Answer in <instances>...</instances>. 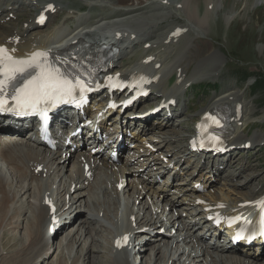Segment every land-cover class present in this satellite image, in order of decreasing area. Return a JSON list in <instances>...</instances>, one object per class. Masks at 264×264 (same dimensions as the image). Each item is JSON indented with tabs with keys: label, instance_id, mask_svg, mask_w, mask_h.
I'll use <instances>...</instances> for the list:
<instances>
[{
	"label": "bare ground",
	"instance_id": "bare-ground-1",
	"mask_svg": "<svg viewBox=\"0 0 264 264\" xmlns=\"http://www.w3.org/2000/svg\"><path fill=\"white\" fill-rule=\"evenodd\" d=\"M46 1L48 0H37L33 4V0H0V47L9 49L16 47L18 50L25 51L46 47L48 50H55L83 42L87 45V50L90 53H94L96 48L100 46L110 45L118 48V54L102 70L103 78H106L108 74L113 76L119 73L121 78L130 79L141 74L140 69H145L150 78H157V82L150 85L148 89L154 93L156 102L163 107V112L157 114L158 117L161 115V118L156 120L155 126H148L145 119L135 124V120L123 118L125 114L121 117H113L112 121L118 128L121 127L119 125L121 120H123V123L127 122V126L132 130L136 127L141 128L140 132L147 140L153 142V146L157 149L158 153L153 155V159L157 160L158 165H161L162 171L174 177L180 175L181 178H178V182H175L172 181L174 177H171L166 179L162 186H150L130 173H126L125 169H115V166L103 162L90 166L88 172L91 173V177L88 178L87 172L83 170L80 163L73 162L69 168L67 161L69 164L72 155L67 157L63 154V152H68L64 145H61L58 150L46 152L31 144L17 147L16 143H11L3 135L16 134L15 136H17L20 133L1 130V125L4 124L1 118L0 163L5 168L8 167V171L16 180L15 183L18 184L19 192H14L13 197L9 196V190L6 191L8 189V176H5L4 169L0 168V212L3 210L4 205H7L8 209L4 219H0L4 222L8 214L12 212L15 206V197L18 193L26 195L30 190L31 192L34 191L35 197L27 195V198H32L38 205H29L31 215L27 217L29 222L24 229L27 243L23 244L20 255L11 256L7 260L4 259V261L0 260V264H19L17 259L19 261L21 257L25 259L26 256H29L28 260L30 262L28 264H36L35 261L49 250L50 245L48 246V244H51L50 242L53 241L57 232L66 224L77 223L76 219H78L79 229L77 232L79 233L76 234V237L70 238L69 241L73 240L71 241L72 250L77 243L81 245V248L79 255H73L72 264L75 257L76 259L79 257L85 258L87 252H100V249L96 246L91 248L88 245L89 242L92 244V241H99L98 238H94V234H91V226H93V233L95 234L102 233L103 236V233L105 235L109 233L110 235L111 242L103 264H141L143 259L146 264H155L157 257L162 260V264H264V258H258L263 247L258 246L256 242L247 248L233 246L229 234H232L234 229L231 228L229 231L222 232L221 227L213 228L210 223L204 220L206 215L202 210L204 206L200 205L198 208H194L193 200H190L194 195L193 185L196 182H201L202 185L210 188L208 194L204 195L206 201L204 204L211 208L222 204L229 209L228 212L234 210L233 213H229L230 215L242 214L254 223L257 217V206L254 203L264 195V191L261 192L262 187L252 192L250 196H245V193L238 189L235 178L247 167L244 162L234 159L229 160L227 156V154L237 151L239 147L248 149L241 150V153L245 154L249 153V150L252 153L253 150L255 151L264 146L263 135L258 133L247 135L246 130L245 135L242 133L249 125V121L252 120L251 115L253 113L251 106H248L249 103L245 101L242 91L225 90L207 106L201 107L198 112L197 121L200 120L203 113L221 107L230 112L225 152L223 154H213L214 156L211 153L205 154L203 157L200 156L203 159L201 164L200 161L196 163L199 160L197 154L189 153L184 148L186 145L182 143V140L185 135H182L179 131L177 132L175 130L177 123L172 124L171 118H168L169 111L170 116L178 118L179 115L189 109L186 103H182L184 111L180 109V105H178L180 99L177 98L179 91H183L199 79L211 78L219 71V64L222 63L213 54L202 58L196 56L189 59L190 51L198 43L203 44V42H200V37H203L208 31L207 19L199 17L197 7L191 5L192 0H183V2L181 0L179 2L178 5L180 3L182 5L179 8L177 7L179 9L178 13L181 14V10H183L185 24L178 28L175 27L167 35V38L164 37L165 39L162 40L158 36L156 37L154 32L158 23L161 22H157V20H165L168 15L161 14L158 10L162 7L164 9L171 8V1H155L157 2L156 5H147L146 2L138 0ZM42 2H46L43 3L42 7L52 3L57 11L67 7L65 9L66 15L60 21L61 25L59 21L58 24H55L53 17L43 28L35 24L38 11L34 12L33 9L38 6V3ZM206 2L207 8L211 6L205 12L208 15L213 4ZM149 3L153 2L150 1ZM82 8L85 9L82 10ZM91 10L95 12L93 15L100 14V18L89 21L88 17L82 15L77 23L73 24V30L65 31L67 22L71 18V11L76 13L74 15L76 18L77 14ZM146 11L154 12V14L147 15ZM28 15L29 17L21 23V25L26 23L24 30L19 26L13 29L12 27L15 24H4L1 21V19L8 16L21 18ZM61 27L63 28L60 31ZM26 31L29 33L28 36L24 35ZM63 31L64 34H61ZM178 32H180L179 35ZM181 34L184 35L185 39H179ZM182 41L185 45L181 46L183 48L178 51L179 54L182 51L180 56L177 55L174 61L169 60L170 56L167 51L170 48L173 49L172 46L180 45L179 43H182ZM16 42L17 45H15ZM145 61H150V64L146 65ZM191 64L194 65V68L190 77L187 78L188 68ZM156 66L159 67L154 70ZM152 71L154 73H150ZM178 73L176 81L168 88L171 77ZM171 100H175V108L167 106V103ZM105 103L106 100L101 99L98 105L104 107ZM146 104L147 102L143 105ZM237 107L241 109V117H237ZM146 109L144 108V111H147ZM181 120L183 119H176L175 121L181 124ZM259 120L262 122L264 119ZM109 121L111 122V119ZM187 137L189 140L191 136ZM17 143L21 145L26 142L22 140ZM231 150L233 151L231 152ZM160 155L167 159L165 164L158 160ZM170 163H172L171 169L167 168ZM224 166L227 167V170L222 178L217 179V170ZM38 169L40 170L37 171ZM203 169L205 170L200 173ZM195 176H198L195 179L196 181L187 184ZM173 185L176 186L173 192L185 191L186 197L182 201L173 193L171 195L169 187ZM60 187H62V190H59ZM130 190L131 193L127 194ZM91 192L92 194H90ZM169 194L168 203H164L166 196ZM56 196L62 197L61 206H65V208L57 207L60 205L56 203ZM183 201H188V204ZM81 207H85L87 213L85 216L79 217ZM17 209L18 207L14 211H20ZM53 209H55L54 212H52ZM220 211L219 209L211 210L209 214L213 215ZM182 213L186 214L185 219L181 217ZM20 216L19 212L16 217L19 218ZM54 220L60 222L55 226L54 232L49 231V234H47L48 229L54 227L52 226ZM163 229L166 231L164 233L166 239L163 238L161 242L151 241V238L156 235L155 232L162 233ZM254 230H257L256 226ZM70 234L71 232H69L67 238L70 237ZM136 234H141L138 237L140 239H135ZM86 235L90 237L89 242L88 238H85ZM124 237L127 239V243L124 247L118 249L115 242L122 240ZM220 237L223 239L222 243L219 241ZM104 239L106 241V238ZM135 241H138L140 245L137 252L134 250ZM150 242L154 243H151L150 246L146 245ZM158 243H160V247H153ZM141 246H148V249L153 247L150 249L151 254L149 251L144 250L147 247L140 248ZM161 247L167 255L161 252ZM213 247L216 251L209 253L207 249ZM103 248L106 247L103 246ZM145 251L148 252V258L147 256L145 258ZM229 252H232L230 256L228 255ZM131 254L139 260H132ZM153 260L154 262H151ZM58 264L64 263L60 262Z\"/></svg>",
	"mask_w": 264,
	"mask_h": 264
},
{
	"label": "rangeland",
	"instance_id": "rangeland-1",
	"mask_svg": "<svg viewBox=\"0 0 264 264\" xmlns=\"http://www.w3.org/2000/svg\"><path fill=\"white\" fill-rule=\"evenodd\" d=\"M138 1L146 2L147 5H156L157 2L155 1H160V2L171 1L170 4L171 8L164 9V7H162L160 10H158V12H160L161 14L168 15V18H166L165 20H157V22L158 21L161 22L158 23L154 34L156 35V37L158 36V38H160L161 40L164 37L167 38V35L171 31H173L175 27L178 28L185 24V15L184 13H182L183 10H181V14H179L178 13L179 9H177V7L179 8L182 5V3L178 5L181 0L175 2L174 0L173 1L172 0H162V1L138 0ZM150 1L153 3L150 4L149 3ZM206 1H208L209 4L211 3L213 4L212 9L208 15L205 12L207 11L208 8H211V6L207 8ZM191 3L192 6L197 7L199 17H201V19H203L204 17H205L204 19H207L206 23L208 24L207 27L208 31L203 37L202 36L200 37L201 38L200 42H203V44L198 43L197 45H195V48H193V50L190 51L191 55L189 59L190 58L193 59L196 56L202 58L204 56L213 54L214 56L218 57L222 61V63L219 64V71L214 75H212L211 78L209 77V78L199 79L198 81L193 83L192 87L189 88V90L185 91L186 89H184L183 91H179L177 95L178 99H180V97H184L187 100L188 99L190 100V103L188 105L189 109L187 112L184 111V106L178 102V105H180V109L184 111V113L179 115L178 118H176V116L175 117L171 116L172 124L177 123L175 130L177 132L178 131L181 132L182 135H185L182 140V143L185 145L187 141V138L185 137L193 134L194 122L198 119V112L201 110V107L203 108L207 106L208 103H211L216 96H218L221 92L225 90L242 91L245 101L249 103L248 106H251L253 110V113L251 115L252 120L249 121L248 123L249 125L242 131L243 135H245V130H246L247 135H253V133H258L259 135L264 136V120H262V122H260L259 120V119H264V0H192ZM65 9H67V7L62 10L63 15L66 14ZM84 9L85 8H82V10ZM70 13H71L70 14L71 18L68 21L69 27H73L79 20L80 16L82 15L88 17L89 21L100 18V14L98 13H96V15H93L95 13L93 10L83 12L82 14H77L76 18L74 17V15L76 14L74 11L73 12L71 11ZM145 13L147 15L154 14V12H150V11H146ZM28 17L29 15L19 18L17 21H15V23H13L15 24V26L12 28L15 29L18 28V26L21 27L23 25V24L21 25L22 21ZM179 39L180 40L185 39L184 35L181 34ZM179 44L180 45L177 44L176 46H172L173 49L170 48L171 50L169 49L167 51L170 56L169 60L174 61L177 55L180 56L182 51L180 52V54L178 53V51L181 48H183L181 46H184L185 44L183 43V41L182 43L180 42ZM193 68L194 65L191 64L190 67L188 68L187 78L190 77ZM237 76H240L241 78L240 81L238 80ZM245 78L247 79L245 80ZM213 82L215 84H213ZM259 83H262L261 88L259 87ZM209 88L215 89V91L214 90L208 91ZM145 102L146 100L142 101V103L139 106L141 108H147V109L154 107L153 105L155 104V101H152V99H150L146 105H143ZM184 103L187 104V101L185 100ZM176 119H183V120H181L180 121L181 124H179L177 121H175ZM238 150L231 154H227L229 160L234 159L244 162L247 167L237 178H235V182L238 183L237 186L238 189L241 190V192H244L245 196H250V194H252V192H255L259 187L260 188L262 187L261 189L263 190L261 192H263L264 191V146H262V148L256 149L255 151L253 150L252 153H250L251 150H249V153H245V154L241 153L242 149H240V147ZM232 151L233 150H231V152ZM8 165L11 166V164L9 163ZM67 165L69 166V168L71 167V165L68 164V161H67ZM0 168L4 169L5 176L6 175L8 176L7 178L8 189L6 188L7 189L6 191L9 190V196L13 197L14 192L16 191L19 192L18 184L15 183L16 180L14 179V177H12L13 175L10 173V171H8L9 170L8 167L5 168V166L0 163ZM222 168H225V170H220ZM204 170L205 169H203L200 173H202ZM226 170H227L226 166L220 167L217 170V173L218 172L219 173L218 174L216 173V178L217 179L222 178V176L224 175L223 173ZM196 177L198 176H195L192 179L196 181L195 180ZM177 178H180V175H178ZM175 188H176L175 185L169 187V191H171L170 192L171 195H172V191ZM59 190H62V187H60ZM10 192L12 195L10 194ZM62 192L64 193L65 191ZM130 193L131 190L127 192V194ZM90 194H92V192ZM18 195L15 197V206L12 212L8 214L4 222H2L0 219V260L2 261H4V259L5 260L9 259L11 256L16 257L17 254L20 255V251L23 249V244L27 243V237L24 229L29 222V219H27V217L31 215V209L29 208V205L30 204H32L33 206L38 205L37 202L33 201L32 198H30L32 196L35 197L34 191L31 192L30 190L29 192L26 193V195L24 194L25 196L21 195L20 193H18ZM27 195L30 197L27 198ZM98 195L100 196V194ZM56 198H57L56 203L60 205V206L57 205L56 206L59 208H63V207L65 208V206L63 207L61 206L62 197L59 198V196H56ZM169 198H170V194L166 196L165 202L164 201L162 202L168 203L167 200ZM16 207H18L17 210L20 211H14ZM7 210H8L7 205H4L3 210L0 212V218L4 219V215ZM19 212L21 216L18 218L16 216L18 215ZM86 213L87 210L85 209V207H81L80 214L78 216L79 217L85 216ZM76 222L77 223L71 222L69 224H66L65 227L61 228L57 232L53 241L50 242L51 244H48V246L50 245L49 250L45 253V255L43 254L41 258L35 261L36 264H58L60 262H63L64 264H72L73 255L74 254H76V256L79 255L80 254L79 251L81 248V245H78L77 243L73 246V250H72L71 241L73 240L69 241L70 238L72 239L76 237V234L79 233L77 232V230L79 229L78 219H76ZM90 228H91L90 232H92L91 234L92 235L94 234V238L96 239L98 238L99 241H92L91 244L89 242L90 237L86 235L85 238H88V242H89L88 245L91 248L96 246L97 248L100 249V252L98 251L87 252L85 258L79 257L76 259L75 257V261L73 264H103V260L106 257V253L108 252L109 249V243L111 242V239H109L110 235L109 233H107L106 235L105 233H103L104 234L103 236L102 233L95 234L93 233V229H94L93 226H91ZM69 232H71V234L69 235L70 237L67 238ZM73 234L74 236H72ZM155 234H156L155 237L151 238L152 239L151 241L161 242L163 238L166 239V235L164 236V233L155 232ZM140 236L141 234L140 235L136 234L135 239L137 240L140 239L138 238ZM99 237L101 238L103 237V238L101 239ZM104 238H106V241ZM219 241L220 243H222L223 241L222 237L219 238ZM151 243L154 242H150L149 244L146 245L150 246ZM103 246L106 247L107 250L106 248H103ZM139 246L140 245L138 244V241L137 242L135 241L134 242L135 252H137ZM148 246H141L140 248L147 247L144 250L149 251L151 254L150 249H152L153 247H160L161 245L160 243L154 246L152 245L153 247H150V249H148ZM62 247L63 250L61 251ZM147 251H145L144 253L145 258L146 256L147 258L149 257ZM207 251L211 253L213 251H216V249L213 247L207 249ZM161 252H164L166 254L165 250L162 247H161ZM231 253L232 252H229L228 255L230 256ZM28 258L29 256H26L25 259L21 257L19 261L17 259V262L19 264H28L30 262ZM258 258H264V256H262V253L258 256ZM151 262H154V260ZM141 264H146L144 259L141 262ZM155 264H162V260L158 259L157 257V261L155 262Z\"/></svg>",
	"mask_w": 264,
	"mask_h": 264
},
{
	"label": "snow or ice",
	"instance_id": "snow-or-ice-1",
	"mask_svg": "<svg viewBox=\"0 0 264 264\" xmlns=\"http://www.w3.org/2000/svg\"><path fill=\"white\" fill-rule=\"evenodd\" d=\"M40 19L42 21L43 16ZM43 55L36 53L30 60L18 61L8 54L7 49L0 47V108L7 103L6 88L9 84L14 82L18 75H23L32 68L39 71L27 79L21 87L16 88L15 94L11 96L17 109L34 112L41 104H54L71 97L77 88L81 93L85 91L86 86L79 80L73 82L58 70L40 63L38 57Z\"/></svg>",
	"mask_w": 264,
	"mask_h": 264
},
{
	"label": "trees",
	"instance_id": "trees-1",
	"mask_svg": "<svg viewBox=\"0 0 264 264\" xmlns=\"http://www.w3.org/2000/svg\"><path fill=\"white\" fill-rule=\"evenodd\" d=\"M247 78H245V80H246ZM240 80H241V78H240ZM244 80V81H245ZM259 87L261 88L262 87V83H259ZM255 89H258V88H255Z\"/></svg>",
	"mask_w": 264,
	"mask_h": 264
}]
</instances>
